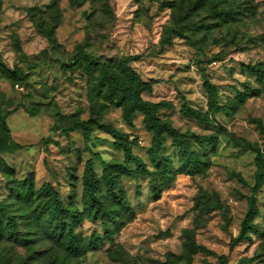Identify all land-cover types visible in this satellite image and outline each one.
<instances>
[{
	"label": "rangeland",
	"instance_id": "obj_1",
	"mask_svg": "<svg viewBox=\"0 0 264 264\" xmlns=\"http://www.w3.org/2000/svg\"><path fill=\"white\" fill-rule=\"evenodd\" d=\"M50 1L0 0V113L20 145L0 153V201L12 200L8 178H30L35 189L49 183L65 203L74 189L73 202L81 210L82 172L91 159L102 203L113 205L117 193L105 190V161L116 165L115 179L135 214L115 230L113 243L103 238L97 248L75 255L35 221L30 208L25 214L12 207L19 230L10 238L0 235V264H185L190 240L197 247L191 264H264V178L256 180L255 158L257 151L264 157V134L256 123L264 126V73L257 71L264 70V0H205L193 8L190 2L196 0H58L55 11L48 8ZM47 23L54 27V40L42 28ZM170 28L177 32L169 34ZM81 50L100 61L129 58L151 85L143 98L165 103L158 108L160 119L183 134L213 137L214 149L190 141L209 157L208 169L193 176L176 171L154 198L149 176L123 172L135 166L126 163L109 132L97 126L64 131L77 120L97 117L124 135L157 174L152 133L141 113L131 124L120 107L91 113L89 78L81 66L69 67L83 57ZM12 71L22 75L17 83ZM205 79L217 88L221 108L215 113L208 108ZM184 101L207 113L208 121L185 116ZM161 150L176 169L178 148L170 137ZM249 199L259 210L254 223L260 234L236 242ZM36 204L39 212L40 199ZM74 231L82 239L93 232L103 236L101 223L87 218Z\"/></svg>",
	"mask_w": 264,
	"mask_h": 264
},
{
	"label": "trees",
	"instance_id": "obj_2",
	"mask_svg": "<svg viewBox=\"0 0 264 264\" xmlns=\"http://www.w3.org/2000/svg\"><path fill=\"white\" fill-rule=\"evenodd\" d=\"M71 2H80L81 0H70ZM205 0L191 1L190 6L196 5L197 2L203 3ZM58 0H51L48 8L52 11L57 10ZM215 10V9H212ZM216 12V10L214 11ZM43 30L50 39H53V26L50 23L43 24ZM176 29H168L169 34L176 33ZM180 33V32H179ZM54 40V39H53ZM83 57L76 58L69 67L81 66L83 72L87 74L89 80L88 98L91 104V113L100 115L109 107H120L123 120L127 124H131L135 113L143 115L144 127L152 133L151 139V157L155 160L157 174L150 172L141 158L132 152L131 143L127 142L125 136L119 134L112 129L107 123L100 122L97 117L90 116L87 120H77L71 127L64 131L69 132L75 129L92 130L94 126L102 128L114 137V144L124 153L126 163L133 164L134 170L123 167V172L128 176L137 174L147 175L150 177L149 189L151 195L156 198L160 195L162 189L167 187L169 181L173 178L176 171L188 174L190 176L204 173L210 166L208 156L199 154L191 147V139L199 144H209L210 149L215 148L214 139L211 135H189L179 132L170 122L162 120L158 117V108L164 106V102H152L146 100L142 96V92L151 91V85L144 81L141 76L129 65L128 59L121 61H100L88 52L81 50ZM137 58V57H134ZM251 72L255 71V67L250 68ZM264 73V70L257 69ZM11 75L15 77L14 81L22 78V75L16 71H12ZM204 87L207 93V104L209 111L215 113L221 105L217 101V88L208 80H204ZM240 98L244 95L238 94ZM181 111L185 116L196 119L198 122L205 123L208 121V114L202 113L199 109H195L188 105L185 101L182 104ZM257 127L264 134V126L260 120L256 121ZM10 129L6 124L4 115L0 113V153H10L14 149L20 147L13 142L9 135ZM168 136L171 138L172 145L178 148V166L176 169L171 163V159L164 155L161 150L162 141ZM257 173L256 180L261 182L264 178L262 168L264 166V157L257 151L256 155ZM102 180L105 184L106 192L117 193L113 196L114 204L102 203L97 195L99 190V179L95 175L92 167L91 159L86 160L82 172V192L81 207L79 210L74 205L76 196L74 189L65 203L59 192L49 183H43L38 189L34 188L33 181L25 178L22 182H16L10 179L5 188L8 190L9 200L5 203L0 201V235L10 238L19 230V216L15 215L10 209L14 207L19 212L24 211L25 214L30 208L37 216L38 223L46 226V230L55 237L57 242L63 246V249L70 254H82L87 250L95 249L102 243L103 238L110 243L114 242V232L128 219L134 217V209L130 201L125 196L123 187L118 184L114 176V163L101 161ZM105 192V194H107ZM40 199L42 207L39 212L36 208V200ZM259 214V210L253 199L248 200V209L240 223V230L234 241L250 239V234L259 235L258 227L254 223L255 217ZM87 218L92 223L100 222L102 226L103 236L97 232H93L87 239L78 237L74 231L75 224ZM117 219V220H116ZM193 240L187 244V252L184 253L186 259L185 264H191V255L196 250ZM218 259L225 260L224 256Z\"/></svg>",
	"mask_w": 264,
	"mask_h": 264
}]
</instances>
